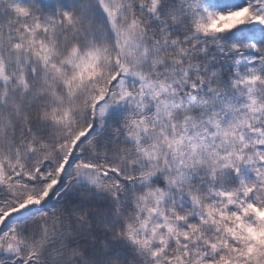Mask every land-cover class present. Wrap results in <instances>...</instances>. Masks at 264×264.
<instances>
[{
	"label": "snow or ice",
	"instance_id": "snow-or-ice-1",
	"mask_svg": "<svg viewBox=\"0 0 264 264\" xmlns=\"http://www.w3.org/2000/svg\"><path fill=\"white\" fill-rule=\"evenodd\" d=\"M0 264H264V0H0Z\"/></svg>",
	"mask_w": 264,
	"mask_h": 264
}]
</instances>
